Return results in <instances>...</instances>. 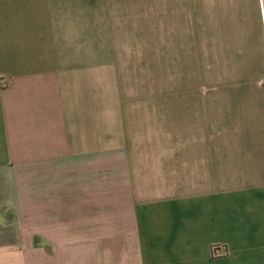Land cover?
<instances>
[{
	"label": "crops",
	"instance_id": "obj_1",
	"mask_svg": "<svg viewBox=\"0 0 264 264\" xmlns=\"http://www.w3.org/2000/svg\"><path fill=\"white\" fill-rule=\"evenodd\" d=\"M134 1L0 0V264H264V0H204L205 68L262 84L151 102Z\"/></svg>",
	"mask_w": 264,
	"mask_h": 264
},
{
	"label": "rangeland",
	"instance_id": "obj_2",
	"mask_svg": "<svg viewBox=\"0 0 264 264\" xmlns=\"http://www.w3.org/2000/svg\"><path fill=\"white\" fill-rule=\"evenodd\" d=\"M193 3L132 2L131 29L124 30L125 40L132 43L119 46L132 55L126 62L132 66L126 77L132 100L171 101L174 93L180 101H198L203 100L204 91L218 97L221 87L262 84L252 63L213 62L211 69L205 68L207 13L204 0ZM223 33L226 36V30Z\"/></svg>",
	"mask_w": 264,
	"mask_h": 264
},
{
	"label": "trees",
	"instance_id": "obj_3",
	"mask_svg": "<svg viewBox=\"0 0 264 264\" xmlns=\"http://www.w3.org/2000/svg\"><path fill=\"white\" fill-rule=\"evenodd\" d=\"M219 248H220L219 246H216V247H215V250H214L215 252H214V254H216V253H218V252L220 251Z\"/></svg>",
	"mask_w": 264,
	"mask_h": 264
},
{
	"label": "built area",
	"instance_id": "obj_4",
	"mask_svg": "<svg viewBox=\"0 0 264 264\" xmlns=\"http://www.w3.org/2000/svg\"><path fill=\"white\" fill-rule=\"evenodd\" d=\"M215 250V247H213V254H214V251ZM214 255H219V252L218 253H216V254H214Z\"/></svg>",
	"mask_w": 264,
	"mask_h": 264
}]
</instances>
